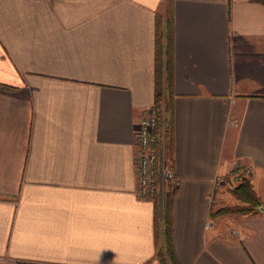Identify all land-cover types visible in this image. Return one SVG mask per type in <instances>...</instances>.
Masks as SVG:
<instances>
[{"label":"crops","instance_id":"0c3cea01","mask_svg":"<svg viewBox=\"0 0 264 264\" xmlns=\"http://www.w3.org/2000/svg\"><path fill=\"white\" fill-rule=\"evenodd\" d=\"M157 14L174 30L178 258L264 264V211L212 215L239 203L235 170L264 198L257 0H0V264H160L164 200L159 221L137 170Z\"/></svg>","mask_w":264,"mask_h":264},{"label":"trees","instance_id":"16d2710c","mask_svg":"<svg viewBox=\"0 0 264 264\" xmlns=\"http://www.w3.org/2000/svg\"><path fill=\"white\" fill-rule=\"evenodd\" d=\"M264 3V0H257ZM173 19L164 15L157 14L156 19V63H155V101L154 106L157 109V126L155 132L158 140L155 143V151H161L163 144L165 156L169 159L172 166V97L173 89L170 79L172 40H173ZM177 188H174L170 181L167 182L164 190V221L163 230L160 222L157 224V252L156 256L160 264H182L178 258L174 239L171 217V201ZM234 197L242 202L236 206H229L213 211L212 215L217 214H251L260 211L264 207V198L256 194L250 180L246 176L239 179L238 184L232 191ZM157 220L161 213V197L155 198ZM160 221V220H159Z\"/></svg>","mask_w":264,"mask_h":264},{"label":"built area","instance_id":"2783aa9c","mask_svg":"<svg viewBox=\"0 0 264 264\" xmlns=\"http://www.w3.org/2000/svg\"><path fill=\"white\" fill-rule=\"evenodd\" d=\"M157 109L154 105L145 109L140 120V129L138 133L139 151L137 154V170L139 175L138 195L141 198H154L158 189L157 182V164L158 156L155 151V143L158 139L155 132L157 126ZM238 170V169H237ZM235 179H240V171H234ZM249 172V168L243 170L244 174ZM163 176L170 181L174 188L179 185V179L176 176L171 165H162ZM224 181V177L217 176L215 187L218 188Z\"/></svg>","mask_w":264,"mask_h":264},{"label":"rangeland","instance_id":"374dc122","mask_svg":"<svg viewBox=\"0 0 264 264\" xmlns=\"http://www.w3.org/2000/svg\"><path fill=\"white\" fill-rule=\"evenodd\" d=\"M158 140V139H157ZM157 142V141H156ZM161 151L160 153L157 152V156H158V164H157V182H158V189L156 194L153 196L154 199L156 198V196H160L161 197V201L162 198L164 196V190L166 187V184L168 182V180L163 176L162 174V165H170L169 159L167 158V156H165V150H164V146L162 144L161 146ZM238 184V182L236 181V179H234L232 182H229L227 185V189L230 191V193L233 195L232 191L235 188V186ZM234 197V195H233ZM239 201V200H238ZM242 202L239 201V203H227L224 207H229V206H236L241 204ZM222 207V208H224ZM229 214H233V213H229ZM237 214V213H236ZM224 215V214H221Z\"/></svg>","mask_w":264,"mask_h":264},{"label":"water","instance_id":"95a60500","mask_svg":"<svg viewBox=\"0 0 264 264\" xmlns=\"http://www.w3.org/2000/svg\"><path fill=\"white\" fill-rule=\"evenodd\" d=\"M260 211H264V207L263 206L260 207Z\"/></svg>","mask_w":264,"mask_h":264}]
</instances>
